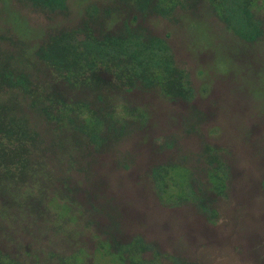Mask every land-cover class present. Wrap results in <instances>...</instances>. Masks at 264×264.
Masks as SVG:
<instances>
[{"label": "trees", "instance_id": "trees-1", "mask_svg": "<svg viewBox=\"0 0 264 264\" xmlns=\"http://www.w3.org/2000/svg\"><path fill=\"white\" fill-rule=\"evenodd\" d=\"M9 3L0 0V264H201L130 234L109 174L131 171L163 204L219 220L231 151L206 141L208 112L175 28L149 22L209 21L250 53L264 43V0ZM14 14L39 34L17 29ZM33 14L44 22L32 26Z\"/></svg>", "mask_w": 264, "mask_h": 264}, {"label": "rangeland", "instance_id": "rangeland-1", "mask_svg": "<svg viewBox=\"0 0 264 264\" xmlns=\"http://www.w3.org/2000/svg\"><path fill=\"white\" fill-rule=\"evenodd\" d=\"M89 1L73 3L81 8ZM5 3V10L10 9L9 0ZM13 17L17 29L27 30L29 36L39 34L19 15ZM43 22L32 15V26ZM182 24L174 27L161 18L149 22L159 32L175 28V52L189 73L198 103L208 112L206 141L220 148L226 159L231 151L230 197L218 203L220 218L211 224L190 205L163 204L147 180H134L123 168L109 174L111 189L131 209L130 234L158 241L164 252H178L201 264H264V255H256L264 254V43L248 53L209 21L185 17ZM136 214L141 221L134 219Z\"/></svg>", "mask_w": 264, "mask_h": 264}, {"label": "clouds", "instance_id": "clouds-1", "mask_svg": "<svg viewBox=\"0 0 264 264\" xmlns=\"http://www.w3.org/2000/svg\"><path fill=\"white\" fill-rule=\"evenodd\" d=\"M123 115V112H122V104H118L116 106V116L117 117H121Z\"/></svg>", "mask_w": 264, "mask_h": 264}, {"label": "flooded vegetation", "instance_id": "flooded-vegetation-1", "mask_svg": "<svg viewBox=\"0 0 264 264\" xmlns=\"http://www.w3.org/2000/svg\"><path fill=\"white\" fill-rule=\"evenodd\" d=\"M173 256V255H172Z\"/></svg>", "mask_w": 264, "mask_h": 264}]
</instances>
